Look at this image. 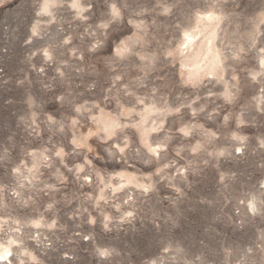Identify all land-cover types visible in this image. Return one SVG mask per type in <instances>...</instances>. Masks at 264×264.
<instances>
[{
  "label": "clouds",
  "instance_id": "9594fccd",
  "mask_svg": "<svg viewBox=\"0 0 264 264\" xmlns=\"http://www.w3.org/2000/svg\"><path fill=\"white\" fill-rule=\"evenodd\" d=\"M0 9V264H264V0Z\"/></svg>",
  "mask_w": 264,
  "mask_h": 264
},
{
  "label": "rangeland",
  "instance_id": "374dc122",
  "mask_svg": "<svg viewBox=\"0 0 264 264\" xmlns=\"http://www.w3.org/2000/svg\"><path fill=\"white\" fill-rule=\"evenodd\" d=\"M13 3L19 4V3H21V0H13ZM6 7H8V6L6 5ZM5 16H6V13H5L4 9H0V22H3V20L5 19Z\"/></svg>",
  "mask_w": 264,
  "mask_h": 264
}]
</instances>
